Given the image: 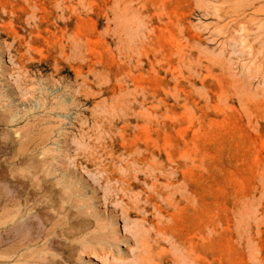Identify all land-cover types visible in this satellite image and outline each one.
Returning a JSON list of instances; mask_svg holds the SVG:
<instances>
[{
  "label": "rangeland",
  "instance_id": "374dc122",
  "mask_svg": "<svg viewBox=\"0 0 264 264\" xmlns=\"http://www.w3.org/2000/svg\"><path fill=\"white\" fill-rule=\"evenodd\" d=\"M0 93L38 120L0 126V221L50 230L4 264L62 230L112 240L74 264H264V0H0Z\"/></svg>",
  "mask_w": 264,
  "mask_h": 264
},
{
  "label": "bare ground",
  "instance_id": "6f19581e",
  "mask_svg": "<svg viewBox=\"0 0 264 264\" xmlns=\"http://www.w3.org/2000/svg\"><path fill=\"white\" fill-rule=\"evenodd\" d=\"M150 27V26H149ZM142 29V28H141ZM135 30V29H134ZM142 31V30H141ZM147 32V31H146ZM115 33V32H114ZM141 33V32H140ZM146 34H148V33H146ZM121 35H124V34H121ZM149 35H150V33H149ZM114 36V35H113ZM136 36V35H135ZM134 36V37H135ZM117 37V36H116ZM128 37V36H127ZM124 40V39H123ZM120 43V42H119ZM176 44H180L179 42H177ZM121 45V44H120ZM119 45V46H120ZM131 45V44H130ZM133 45V44H132ZM126 46V45H125ZM177 47V46H176ZM120 48V47H119ZM129 48H131L130 46H129ZM142 51H144L143 53L145 54V50H144V47H143V49H142ZM161 51V50H160ZM176 52H178V53H180V50L178 51H176ZM137 53V52H136ZM140 53V52H139ZM142 53V52H141ZM148 55V54H147ZM118 56V55H117ZM145 56V55H144ZM122 57V56H121ZM145 58H146V56H145ZM136 59V58H135ZM143 60V59H142ZM119 61V60H118ZM123 61V60H122ZM126 61H128L127 60V57H126V60H125V63H126ZM136 61V60H135ZM150 61V59H148V62ZM135 64V63H134ZM127 65V64H126ZM118 66V65H117ZM122 66V65H121ZM136 66V65H135ZM152 66V65H151ZM132 67V66H131ZM125 68V65H124V67H123V69ZM127 68V67H126ZM125 68V69H126ZM130 69V68H129ZM136 69V68H135ZM141 69V68H140ZM119 70V69H118ZM122 70V69H121ZM137 70V69H136ZM123 71V70H122ZM141 72V71H140ZM118 73V72H117ZM138 73V72H137ZM143 73V72H142ZM102 74V73H101ZM111 74V73H110ZM127 74H129V72H127ZM140 74V73H139ZM137 75V74H136ZM136 75H132V77H136ZM103 76V75H102ZM124 76V75H123ZM130 76V75H129ZM128 76V77H129ZM140 76V75H139ZM114 77V76H113ZM125 77V76H124ZM141 78V77H140ZM118 79V78H117ZM84 80V79H83ZM129 80V79H128ZM97 81V80H96ZM87 82V81H86ZM95 82V81H94ZM101 82V81H100ZM124 83V82H123ZM128 83V82H127ZM133 83H136V82H133ZM17 84H18V88H20V84L17 82ZM95 84V83H94ZM113 84V83H112ZM114 84H116V83H114ZM125 84V83H124ZM92 85H93V83H92ZM97 85V84H96ZM106 85H108V84H106ZM136 85V84H135ZM139 85V84H138ZM138 85H136V86H138ZM94 86V85H93ZM116 86V85H115ZM119 86V85H118ZM123 87V86H122ZM139 87V86H138ZM124 88V87H123ZM122 88V89H123ZM81 89V88H80ZM115 89V88H114ZM88 90V89H87ZM83 91V90H82ZM117 91V90H116ZM113 94V93H112ZM117 94V93H116ZM134 94V93H133ZM3 95H1V93H0V104H1V108H2V110L0 111L1 112V117H3V118H1L0 117V126H3V127H7V126H10V125H17V124H19L20 122H23V121H26L27 123H26V127H25V129H27V130H25V131H21L20 133H19V136H22V135H27L28 136V134H30V136L29 137H31V132L32 131H34L33 129H35L37 126H35V122L34 123H31L30 121L31 120H35L36 119V114H37V111H34V112H29V113H25V114H20V111H18V110H16L17 112L16 113H14V114H12L13 113V107L12 106H9V104L7 103V104H4L3 103V97H2ZM136 96V95H135ZM91 99V98H90ZM93 99V98H92ZM164 99V98H163ZM87 100V99H86ZM111 100V99H110ZM140 103V102H139ZM135 105H136V103H135ZM96 106V105H95ZM94 107V106H93ZM93 113H95V112H93ZM120 114V113H119ZM149 115H150V113H149ZM38 117V116H37ZM39 118V117H38ZM37 120V119H36ZM89 120V119H88ZM93 120V119H92ZM38 121V120H37ZM95 122V121H94ZM24 123V122H23ZM39 123L37 122V125H38ZM142 126H144V125H142ZM142 126H141V128H142ZM125 127V126H124ZM150 127H152V126H150ZM2 128V127H1ZM145 128V127H144ZM143 128V129H144ZM37 129V128H36ZM1 131V130H0ZM35 132V131H34ZM33 132V133H34ZM26 136V137H27ZM33 136V135H32ZM26 137L24 136V138H23V141H26V140H28L29 139V137H28V139H26ZM19 138V137H18ZM33 138H34V136H33ZM32 138V139H33ZM26 139V140H25ZM34 139H36V138H34ZM33 139V140H34ZM1 140V139H0ZM20 140V139H19ZM31 140V139H30ZM33 140H31V141H33ZM38 140V139H37ZM35 141V140H34ZM33 141V142H34ZM30 142V141H29ZM1 143V142H0ZM3 143V142H2ZM31 143V142H30ZM33 144H35V143H33ZM36 147H39L38 146V143L36 144ZM137 148V147H136ZM139 148V147H138ZM141 148V147H140ZM36 150V149H35ZM133 153V152H132ZM41 155H43V154H41ZM44 157H45V155H43ZM44 157H41V160H42V158H43V160H42V162L43 161H45L44 160ZM142 161V160H141ZM146 162H147V160H146ZM144 163V162H143ZM139 164V163H138ZM156 167V166H155ZM26 176V175H25ZM28 176V175H27ZM26 176V177H27ZM121 177V176H120ZM132 177V176H131ZM130 177V178H131ZM29 178V177H28ZM28 178L26 179V180H24L23 181V183L24 184H26L25 182H28ZM24 179V178H23ZM120 179V178H119ZM119 179H118V181H119ZM123 179V178H122ZM121 180V179H120ZM131 182H132V180H131ZM134 182V181H133ZM21 184H22V181H21ZM121 185V184H120ZM133 185V184H132ZM137 185V184H136ZM21 186H24V185H21ZM25 187V186H24ZM124 187H125V185H124ZM129 187V186H128ZM23 189H25V188H23ZM131 191V190H130ZM120 192H121V190H120ZM118 194H120V193H118ZM125 195V194H124ZM133 197H134V195H133ZM150 197V196H149ZM134 198H136V197H134ZM139 198V197H138ZM147 198V197H146ZM121 199V198H120ZM125 199V198H124ZM27 200V199H26ZM153 200V199H152ZM121 201V200H120ZM17 202V201H16ZM21 202V201H20ZM9 203V202H8ZM12 203V202H11ZM13 203H15V202H13ZM12 203V204H13ZM17 203H19V202H17ZM28 203H29V201H28ZM148 203V202H147ZM24 204V203H23ZM37 204V203H36ZM19 205V204H18ZM17 205V206H18ZM150 205V204H149ZM156 205V204H155ZM154 205V206H155ZM34 206V205H33ZM39 206V205H38ZM37 206V207H38ZM44 206V205H43ZM42 206V207H43ZM153 206V205H152ZM15 207V206H14ZM14 207H13V209H14ZM79 207L80 208H82V209H86L87 208V203L86 202H82V203H80L79 204ZM143 207V206H142ZM142 207L140 208V209H142ZM144 207H146V206H144ZM16 209H14L12 212H11V214H13V212L15 211V210H17L18 208L17 207H15ZM35 208V207H34ZM157 208H158V206H157ZM156 208V209H157ZM20 209H22L21 207H20ZM25 209V208H24ZM37 209H39V208H37ZM36 209V210H37ZM12 210V209H11ZM40 210H42V209H40ZM38 211V210H37ZM147 211V210H146ZM5 213L6 212H8L7 210L6 211H4ZM39 212V211H38ZM155 212H157V211H155ZM43 213V212H42ZM46 213V212H45ZM130 213V212H129ZM8 214V213H7ZM27 214V213H26ZM40 214V213H39ZM49 214V213H48ZM19 215V214H18ZM24 215V214H23ZM46 215V214H45ZM44 215V216H45ZM91 215V214H90ZM146 215H148V214H146ZM3 216H5V215H3ZM2 216V217H3ZM10 216V215H9ZM47 216V215H46ZM49 216V215H48ZM51 216V215H50ZM1 217V216H0ZM11 217H12V215H11ZM52 217V216H51ZM50 217V218H51ZM65 217V216H64ZM63 217V218H64ZM67 217V216H66ZM91 217L93 218V223H94V226H95V228H101L102 229V226H100V223H99V219H98V217H94L93 216V214L91 215ZM4 218V217H3ZM7 218H8V216H7ZM6 218V219H7ZM18 218V217H17ZM42 218H43V215H42ZM46 218V217H45ZM54 218V217H53ZM68 219H69V217H67ZM66 218V219H67ZM143 218V217H142ZM2 219V218H1ZM5 219V218H4ZM5 219V220H6ZM9 219L10 218H8V221H9ZM47 219V218H46ZM45 219V220H46ZM52 219V218H51ZM73 219V218H72ZM11 220V219H10ZM53 220V219H52ZM56 220V219H55ZM54 220V222H56ZM60 221L59 222H56L57 224L58 223H60V222H62L63 220H61V219H59ZM78 220V219H77ZM143 220H144V218H143ZM72 221V220H71ZM75 221H76V218H75ZM142 221V220H141ZM50 222V221H49ZM78 222V221H77ZM82 222V221H81ZM84 222V221H83ZM19 223H20V221H19ZM55 223V226L56 227H58L59 225H57ZM68 223V222H67ZM66 223V224H67ZM79 223V222H78ZM77 223V224H78ZM9 224H11L12 225V223H9ZM8 223H7V220L6 221H0V248L1 247H4V246H7V245H9V244H12V243H14L18 238H23L24 240H29V238H30V236H31V238H32V235L33 234H37L38 236H40L41 235V237L43 236V235H45V233H47L48 231H50V230H47L46 232H45V230H46V226L47 225H49L46 221H37V220H35V219H33L32 217H27L25 220H23L18 226V228L17 229H15V227L13 228V226H11V225H9ZM18 224V223H17ZM65 224V225H66ZM79 224H82V223H79ZM73 226H75L74 224H72ZM71 225V226H72ZM52 226H54V224L52 225ZM64 226V225H63ZM67 226V225H66ZM105 227V226H104ZM130 227V226H129ZM48 228V227H47ZM52 230V234H54L55 233V228H52V227H50ZM50 228H48V229H50ZM143 228V227H142ZM71 229V228H70ZM69 229V230H70ZM124 229H126L125 227H124ZM58 230V229H57ZM62 230V229H61ZM66 230V229H65ZM63 231V230H62ZM62 231H59V232H57L58 233V235L57 236H53L51 239L50 238H48V239H50L49 240V245H47L46 244V246H48L47 247V249L48 250H60V251H62L63 253H65V254H67V256L66 257H60V258H57L56 257V255H54V254H50V253H45V254H41V255H38L37 254V250L39 249V248H37L36 250H30V251H26V252H23V253H21V254H19V253H17L16 254V256H17V258L18 257H22V258H24V259H26V260H28L29 259V261L31 262L32 261V263L31 264H74L75 263V261H79V259L77 258V260H75V257H74V259H73V255H74V253H75V251L77 250V248H79L80 249V251H81V254L78 256L79 258H81L82 256H85V255H82V254H84V253H92V254H94L93 256H96L97 258H103V259H105V258H107V262H108V260L109 259H113L115 262H116V257L114 256L115 255V252L113 251V243L111 242L112 240H109L106 244H104L102 241H104L101 237H96V238H90L89 237V242H91V244H88L87 242H85V243H80L79 245H77V243H75V244H73L74 243V241H69L68 240V242H66L67 240H66V238H62V234H60ZM67 231V230H66ZM66 231H63V232H66ZM126 231H128V232H131V230L129 229V230H126ZM127 232V233H128ZM155 232H157V231H155ZM125 233V232H124ZM132 233V232H131ZM100 235V234H99ZM109 235V234H108ZM110 235H111V233H110ZM96 236V235H95ZM105 236V235H104ZM103 236V237H104ZM50 237H51V235H50ZM94 237V236H93ZM113 237V236H112ZM31 238H30V240H31ZM35 238V237H34ZM34 238H32V240L34 239ZM111 238V237H110ZM118 238V237H117ZM86 238H84V240H85ZM97 240V239H100V240H102V241H100L99 240V242L97 241L96 243H92L93 242V240ZM106 239H107V237H106ZM114 239V238H113ZM116 239V238H115ZM28 241V243H27V245H28V247L30 246V242L31 241ZM35 240V239H34ZM47 240V239H46ZM65 240V241H64ZM87 240V239H86ZM85 240V241H86ZM95 240V241H96ZM118 240V239H117ZM146 240V239H145ZM40 241V240H39ZM45 241V240H44ZM94 241V242H95ZM43 242V241H42ZM17 243H20L21 244V242H17ZM45 243V242H44ZM87 243V244H86ZM118 243V242H117ZM14 244H16V243H14ZM23 244H24V242H23ZM23 244H21V246H23ZM42 244V243H41ZM115 245V244H114ZM25 246V245H24ZM23 246V247H24ZM38 247V246H37ZM43 247V246H42ZM42 247H41V249H42ZM45 247V246H44ZM145 247V246H144ZM19 249L20 247H16V249ZM46 248V247H45ZM45 248H43V249H45ZM3 249V248H2ZM6 249V248H5ZM9 249H11L10 247H9ZM15 249V250H16ZM14 250V249H13ZM16 251H18V250H16ZM15 251V252H16ZM22 251V250H21ZM80 251L78 250L77 251V253L76 254H78V253H80ZM6 253H7V251H5ZM5 252H0V253H5ZM15 254V253H14ZM92 254H91V257H92ZM146 254V253H145ZM82 255V256H81ZM12 256V255H11ZM144 256V255H143ZM142 256V257H143ZM1 257V256H0ZM96 257H94L95 259H96ZM83 258V257H82ZM81 258V259H82ZM109 258V259H108ZM119 258V257H118ZM103 259H101V260H103ZM112 259H111V262H112ZM135 259V258H134ZM4 260H6V259H4ZM19 260V259H18ZM99 260V259H98ZM146 261H147V259H146ZM10 261H8V262H6L5 264H8ZM81 262V261H80ZM79 262V263H80ZM117 263V262H116ZM0 264H4L3 262H1L0 261ZM82 264V263H81ZM105 264H107L106 262H105ZM111 264V263H110ZM136 264V263H135ZM148 264V263H147Z\"/></svg>",
  "mask_w": 264,
  "mask_h": 264
}]
</instances>
